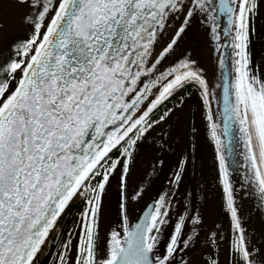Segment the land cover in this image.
I'll use <instances>...</instances> for the list:
<instances>
[{
  "label": "snow or ice",
  "instance_id": "snow-or-ice-1",
  "mask_svg": "<svg viewBox=\"0 0 264 264\" xmlns=\"http://www.w3.org/2000/svg\"><path fill=\"white\" fill-rule=\"evenodd\" d=\"M14 4L29 8L24 19L32 32L9 42L15 58L0 67V264H37L59 219L78 199L84 210L76 230L52 243L59 247L53 264H191L182 256L177 261L193 239L185 238V215L178 217L165 251H156L170 213L164 196L134 227L124 216L123 235L113 229L103 245L99 236L100 202L110 177L120 169L123 184L135 146L172 109L158 119L151 118L153 111L190 84L199 87L208 108L236 233L231 264L237 256L239 264H253L223 150L232 151L233 139L243 143L251 172L245 183L264 201V69L253 65L248 51L264 0H0V40L4 15ZM194 22L205 27L217 50L232 49V70L222 72L215 86L222 89V127L211 109L215 92L193 59L156 75ZM219 65L225 68L223 57ZM158 85V94L142 108ZM185 163L174 174L177 187ZM208 264L220 262L213 256Z\"/></svg>",
  "mask_w": 264,
  "mask_h": 264
},
{
  "label": "rangeland",
  "instance_id": "rangeland-1",
  "mask_svg": "<svg viewBox=\"0 0 264 264\" xmlns=\"http://www.w3.org/2000/svg\"><path fill=\"white\" fill-rule=\"evenodd\" d=\"M28 12L29 8L26 5L14 4L5 13V36L3 40H0V54L3 56L14 55L9 48L10 41L21 38L23 35L27 36L29 27L24 17ZM186 54L179 55L181 60L186 59L182 56ZM2 60L3 58L0 59V67ZM195 65L199 68L197 64ZM203 75L206 78L205 73ZM201 105V99L195 93L192 98H187L171 108L172 112L169 116L145 134L135 146L121 194L125 197L124 209L127 212V219L135 217L136 211L146 199L152 198L157 201L160 196H164L173 208L172 212L177 214L176 219L180 215H185L186 222L191 224L189 229L193 237L191 244L195 246V257L198 260L194 264H208L213 256L219 260L220 264H229L232 259L228 261L226 241L222 231H218L224 224L223 207L219 201L218 192L211 189L212 180L208 173L210 141L206 133ZM162 143H164L163 150L160 149ZM185 151L190 155L181 158ZM182 160L186 163L182 180L177 187L171 184L172 175L177 171L178 164ZM120 177L121 170L118 169L110 177L105 191L112 190L116 196ZM137 192L141 193L139 197H136ZM133 197L136 198L133 199ZM171 198H175V201ZM112 205H114L113 202ZM118 208L114 207L113 212L116 209V218L119 219L121 210ZM188 217L198 218L199 223L193 224ZM123 220L124 217L119 222ZM213 233H215L214 243L211 242ZM204 242L210 244L206 245L208 259L202 261L203 257L197 252ZM190 254L192 257V252Z\"/></svg>",
  "mask_w": 264,
  "mask_h": 264
},
{
  "label": "flooded vegetation",
  "instance_id": "flooded-vegetation-1",
  "mask_svg": "<svg viewBox=\"0 0 264 264\" xmlns=\"http://www.w3.org/2000/svg\"><path fill=\"white\" fill-rule=\"evenodd\" d=\"M253 27L254 31L250 35V41H249V55L251 57L252 63L255 67L259 69H264V5H261L260 13L255 16L254 21H253ZM155 98V97H154ZM153 98V99H154ZM150 103V101H149ZM148 103V104H149ZM146 105V107L148 106ZM145 107V109H146ZM165 137V136H164ZM162 138V137H160ZM210 144V160L208 161V166L209 170L208 173L210 174V179L212 188L218 192L219 195V201L222 203V217L224 219V224L218 229V231H222L223 238L226 241V251H227V257L228 261L230 262V259H232L230 255V246L233 242V239L236 235L235 230L233 229L232 225V220L230 213L226 209L225 205V199H224V193H223V186L220 181V173H219V161H218V156H217V149L214 147L211 142ZM216 145V144H215ZM164 148V143L161 144V148L163 150ZM190 147H188L189 149ZM215 148V149H214ZM191 149V148H190ZM160 152V150H159ZM161 153V152H160ZM159 155V154H158ZM188 154L186 151L184 154L181 155V158L185 157ZM160 156V155H159ZM191 164V163H190ZM178 170V169H177ZM177 172V171H176ZM174 172V174L176 173ZM174 174L172 175V181ZM173 185L174 183L171 182ZM125 186V176L123 180V184L121 183V177L119 179V190L116 192V196L114 195L113 191H104L101 202H100V212H99V236H100V243L101 245L104 244L106 239L108 238L109 234L113 229L120 231L121 235H123V227L125 224V220L122 222H119L122 217L127 215V212L124 211V216L122 214L121 210V205H125V197L122 196L121 194V189H123ZM115 196V197H114ZM169 200V198H167ZM172 201H175V198H171ZM112 202L114 205H112ZM115 202V203H114ZM152 202L154 204L156 202L155 199L148 198L146 201H143L141 206L139 207V210L136 211V215L133 219H130L126 217V224L130 228L131 225L134 223L136 218L138 217L140 211L143 209V207L148 203ZM84 202L82 199H78L73 204L71 207L66 210L65 214L59 219L55 231L51 234L48 245L45 247V249L41 252L37 259V264H53V261L55 260V253L59 251V247L53 248L52 243L55 242L59 244L60 240L62 239V236L60 235L61 233H68L70 230H76V226L78 224L79 217L84 210ZM114 207H119L120 209V214H119V219L116 218V212L113 208ZM125 207V206H124ZM221 208V207H220ZM170 213L168 216V223L164 226L163 231L160 236V242L157 248V253L161 254L165 251L166 245L169 242V238L173 233L176 221L177 214L172 212L173 208L170 206ZM174 211V210H173ZM181 216V215H180ZM118 221V222H117ZM191 227L190 222H186L184 226V234L185 238L188 236H191L192 233L189 231ZM217 231V229H215ZM213 232V231H212ZM52 237H55V241H53ZM210 243L204 242L200 249H198V254L203 257L202 261L205 259H208V249L207 246ZM207 245V246H206ZM194 244H191L190 247L185 250V252H182L180 256L177 257V261L181 258V256L191 262V264H194V262H198V260L195 257V248ZM49 252L52 253V255H49ZM192 252V257L191 253ZM231 263V262H230ZM229 263V264H230ZM235 264H239V257H236Z\"/></svg>",
  "mask_w": 264,
  "mask_h": 264
},
{
  "label": "water",
  "instance_id": "water-1",
  "mask_svg": "<svg viewBox=\"0 0 264 264\" xmlns=\"http://www.w3.org/2000/svg\"><path fill=\"white\" fill-rule=\"evenodd\" d=\"M176 23H178V21H174L173 25ZM195 32L199 33L200 36L205 39L207 61L205 71H202L205 72L206 80L208 81L210 88H212L215 92L216 99H211V109L214 119L222 127V89L216 88L215 86L222 83V72H231L232 70V49L230 46H226L217 50L216 42L211 39V35L207 32L205 27L203 25L198 26L194 22L192 28L183 36L179 44L174 49V53L172 52L169 54L161 62V64L158 65L156 75H159L161 72H165L169 68L177 65L181 60L179 55H181L183 51L185 53L189 52L190 49L186 52L183 50V48L188 40V35L192 37L191 33ZM220 43L226 44L225 38L222 34ZM222 57L225 59L224 69H221L219 65V61ZM159 90L160 86L158 85L157 88L153 89V95L150 96L149 100L145 101L141 107L145 108L149 101H151L155 95L158 94ZM236 127L238 126H234L233 131H235ZM223 140L225 145H228L229 137H223ZM228 146L232 148V151L228 152L227 148H225L223 151L229 168L230 182L235 188V202L238 208L239 217L241 219L246 245L252 252L253 264H264L262 256L264 252V201L261 200L253 185H248L245 183L246 177L251 176V172L245 166V161L243 158V143L238 139H233L232 144ZM151 204L152 202H148L143 207L130 228L134 227L140 222L144 211H146L148 206Z\"/></svg>",
  "mask_w": 264,
  "mask_h": 264
},
{
  "label": "trees",
  "instance_id": "trees-1",
  "mask_svg": "<svg viewBox=\"0 0 264 264\" xmlns=\"http://www.w3.org/2000/svg\"><path fill=\"white\" fill-rule=\"evenodd\" d=\"M25 21V19H24ZM26 23V22H25ZM29 27V30H28V33H27V36H24L21 37V38H16L14 40H17V41H22V40H26L29 35L31 34L32 32V28H31V25L26 23ZM2 64H1V67L3 66H6V64L12 59V58H15V54L10 56V57H6V56H3L2 54H0V59H2ZM18 77H19V74H17L16 76V79L18 80ZM5 78L3 73H0V79H3ZM15 87V84L13 83L12 85V88ZM198 94L200 99H201V108H202V115H203V120H204V125H205V128H206V133L208 135V139L209 141L211 142V144L216 147L215 145V141L214 139L212 138L211 136V128H210V122L207 120V115H208V108L204 105L203 103V99L200 95V89L198 86L194 85V84H190V85H187L185 86L184 88L174 92V94L169 97L167 100H165L164 102H162L161 105H158L157 106V109H155L153 111V113L151 114V118L152 119H158L159 116L161 114H163L164 111H166L167 109H171V108H174L176 105L179 104V102L187 99V98H192L194 96V94ZM192 120H193V117H192ZM215 149V148H214ZM113 157H116L118 156V153L116 152H113Z\"/></svg>",
  "mask_w": 264,
  "mask_h": 264
},
{
  "label": "bare ground",
  "instance_id": "bare-ground-1",
  "mask_svg": "<svg viewBox=\"0 0 264 264\" xmlns=\"http://www.w3.org/2000/svg\"><path fill=\"white\" fill-rule=\"evenodd\" d=\"M174 26V25H173ZM192 37L188 35V40L183 48L186 52L189 50L187 55H182L183 57L191 58L195 61V64L200 70L205 71L206 61H207V50L205 47V39L200 36L199 33H191ZM167 39V37L165 38ZM160 45L157 46L156 51L159 50ZM183 53H185L183 51ZM185 59V58H184ZM205 73V72H203ZM264 261V252L262 254Z\"/></svg>",
  "mask_w": 264,
  "mask_h": 264
}]
</instances>
